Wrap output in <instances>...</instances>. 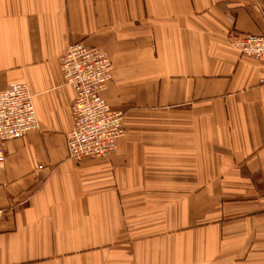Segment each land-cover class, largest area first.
Instances as JSON below:
<instances>
[{
    "label": "crops",
    "instance_id": "1",
    "mask_svg": "<svg viewBox=\"0 0 264 264\" xmlns=\"http://www.w3.org/2000/svg\"><path fill=\"white\" fill-rule=\"evenodd\" d=\"M264 0H0V91L38 129L0 146V264H264ZM74 43L112 63L124 135L68 158Z\"/></svg>",
    "mask_w": 264,
    "mask_h": 264
},
{
    "label": "built area",
    "instance_id": "2",
    "mask_svg": "<svg viewBox=\"0 0 264 264\" xmlns=\"http://www.w3.org/2000/svg\"><path fill=\"white\" fill-rule=\"evenodd\" d=\"M228 41L240 56L264 60V32L251 35L232 31ZM59 65L64 84L74 92L69 107L72 125L66 134L68 158L79 163L108 157L125 133L124 114L112 111L103 98L112 80L110 59L97 48L74 43L61 54ZM37 129L38 120L28 87L14 84L0 91V146ZM1 160L0 150V167ZM2 213L0 210V216Z\"/></svg>",
    "mask_w": 264,
    "mask_h": 264
}]
</instances>
